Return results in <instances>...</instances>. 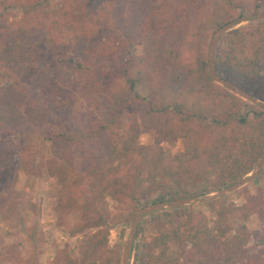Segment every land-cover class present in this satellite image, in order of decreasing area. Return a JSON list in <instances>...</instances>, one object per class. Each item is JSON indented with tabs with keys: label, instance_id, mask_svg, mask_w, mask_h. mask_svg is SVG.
<instances>
[{
	"label": "trees",
	"instance_id": "16d2710c",
	"mask_svg": "<svg viewBox=\"0 0 264 264\" xmlns=\"http://www.w3.org/2000/svg\"><path fill=\"white\" fill-rule=\"evenodd\" d=\"M54 1L0 0V176L9 159L4 134L12 135V130L35 131L50 143L45 168L60 186L58 211L98 214L109 196L130 202L134 215L142 201L197 194L182 181L193 166L201 165L203 177H215L213 189L251 171L264 154V109L215 83L207 67L211 35L242 16L247 0H212L205 19L183 6L161 8L157 0L133 2L127 13L129 6L123 5L127 25L124 54L117 59L120 87L103 95L97 111L82 120L73 101L83 77L96 79L104 40H98L93 22L76 19L83 0ZM15 6L22 11L17 21L6 16ZM40 7L44 13L38 12ZM246 7L256 14L264 10V0H249ZM43 42L52 48L42 57L37 50ZM213 62L218 76L264 102V18L224 34ZM139 84L147 87L146 95L137 91ZM216 98L229 99V105L220 111ZM25 99L31 104L27 116L20 108ZM131 105L141 124L132 119L124 126ZM165 116L174 127L162 124ZM150 128L160 134L143 145L139 136ZM166 129L183 139L181 152L170 155L161 146L169 135ZM196 187L199 193L211 190L201 183ZM223 200L205 202L215 216L211 225L205 214L189 207L151 213L160 231L134 247L135 264H264V225L260 232L245 223L227 224L232 212L256 214L264 224V192L234 209ZM98 219L97 224L85 219L86 227L99 229L80 246L79 264H117L94 259L110 230L102 213ZM170 243L176 246L173 255Z\"/></svg>",
	"mask_w": 264,
	"mask_h": 264
},
{
	"label": "rangeland",
	"instance_id": "374dc122",
	"mask_svg": "<svg viewBox=\"0 0 264 264\" xmlns=\"http://www.w3.org/2000/svg\"><path fill=\"white\" fill-rule=\"evenodd\" d=\"M10 1L15 2V0ZM62 2L63 0L54 1L58 5ZM133 2L137 3L139 0H83L78 2L81 9L76 19L93 22L97 27L98 40H104L102 48L97 53L99 68L95 71L96 79L83 77L81 79L82 84L77 89V98L73 101L78 120L90 116L91 112H96L102 96L120 87V82L116 77L119 68L117 59L124 54L122 42L127 25L124 15L121 14L123 12L121 7L125 4L129 6L126 7L125 13H127L130 11L131 5H134ZM157 2L160 3L161 8L167 4L183 6L184 10L197 14L201 19L209 16L212 10V0H157ZM248 4L249 0L241 9L242 16L253 15L247 10L246 5ZM40 10L37 11L44 13L41 7ZM260 12L262 11L258 13ZM21 15L22 11L17 6L6 11V16L13 21L19 20ZM163 17L169 21L167 14H164ZM256 21L258 20L252 22ZM248 23H241L237 27L245 26ZM51 48L50 43L43 42L38 46L37 51L43 57L50 53ZM139 51V49L132 50L133 53ZM102 72L103 75L100 78L99 73ZM137 91L144 96L147 93V87L139 84ZM216 102L218 109L222 111L229 105L230 100L216 98ZM20 108L23 114L27 116L31 110L30 100H23ZM170 118L162 117V124L167 127H174L175 122L170 121ZM132 119L141 124L139 112L135 105H131L124 115L123 125L130 124ZM166 130L169 135L161 142L165 152L170 155L181 152L183 139L179 137L177 132L170 133L169 129ZM11 132L12 135L4 134L6 135L4 136L5 154L9 159L5 166L7 169L4 177L3 175L0 176V264H79L80 246L90 234L99 229L96 225L86 227L87 225H84L85 219L89 218L92 224H97L98 216L101 213L110 230L103 251L94 254V259L98 262L111 261L121 264L123 246L133 217L140 208L155 202H152V199L142 201L141 207L134 215H132L133 208L130 202L114 200L109 196L103 198V210L98 214L88 212L84 215L76 208L58 211L55 205L58 201L60 186L45 168L46 161L51 158L50 143L43 140L35 131H28L26 134H21L18 130ZM159 134L160 131L156 128H150L140 134L139 142L143 145L152 144ZM202 171L201 165L193 166L183 178V184L190 188V193H197L188 197L212 194L220 190L211 188L214 185L215 177L210 174H205L203 177ZM200 183L211 190L206 193H199L201 188L196 186ZM260 192H264V167L251 181L219 198H224L223 203L234 209L248 204V198L256 196ZM185 207L205 214L209 218V224H212V219L215 216L205 205V202ZM150 214L143 217L138 223L129 264H135L134 247L143 241H150L160 231L158 225L154 223V218L149 216ZM227 218L228 225L235 227L240 223H245L250 231L258 230L261 232L260 227L264 225L256 214L245 216L241 212H232L227 214ZM175 251V244L170 243V254L173 255Z\"/></svg>",
	"mask_w": 264,
	"mask_h": 264
},
{
	"label": "water",
	"instance_id": "95a60500",
	"mask_svg": "<svg viewBox=\"0 0 264 264\" xmlns=\"http://www.w3.org/2000/svg\"><path fill=\"white\" fill-rule=\"evenodd\" d=\"M262 18H264V11L257 13V14H253V15L240 16L236 18L235 20H232L222 25L220 28H218L211 35L209 39V45H208V51H207V67H208L210 77L215 83L219 84L220 86H222L229 92L235 94L236 96L264 108V102L253 97L252 95L245 92L244 90L234 85L233 83L218 76L214 69V62H213L215 46L218 40L225 33L237 28V26L240 25L241 23H248V22H252L255 20L262 19ZM263 167H264V154L262 158L259 160V162L256 164V166L250 171L249 174H247L240 180L234 182L230 186L222 188L212 194L155 202V203H152V204H149V205H146L140 208L131 221L130 228L127 234V238L123 246L121 264H129L131 254H132V244H133V239H134V235L136 232V228L138 226V223L141 221L143 217L147 216L148 214L152 212L158 211V210H163L167 208H180V207H184L187 205L196 204V203H204V202L219 198L229 192H232L240 188L241 186L251 181L254 177L257 176V174L260 172V170Z\"/></svg>",
	"mask_w": 264,
	"mask_h": 264
}]
</instances>
